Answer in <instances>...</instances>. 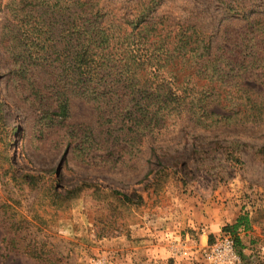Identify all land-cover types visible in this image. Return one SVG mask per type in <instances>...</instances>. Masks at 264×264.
Returning <instances> with one entry per match:
<instances>
[{
	"label": "rangeland",
	"instance_id": "374dc122",
	"mask_svg": "<svg viewBox=\"0 0 264 264\" xmlns=\"http://www.w3.org/2000/svg\"><path fill=\"white\" fill-rule=\"evenodd\" d=\"M82 12L188 45L180 63L157 49L151 68L123 64L127 85L117 74L84 90L51 49L76 50L66 18ZM234 28L264 52V0H0V264H211L204 252L224 235L219 207L247 222L229 264H264V62L226 73ZM23 51L33 56L26 78L16 66ZM208 55L222 56L220 74L204 67ZM157 81L187 87L195 111L158 97L145 106L134 90ZM56 90L67 91L66 117ZM210 113L224 123L210 124ZM169 225L177 239L155 252L154 229ZM198 227L210 232L201 250Z\"/></svg>",
	"mask_w": 264,
	"mask_h": 264
},
{
	"label": "trees",
	"instance_id": "16d2710c",
	"mask_svg": "<svg viewBox=\"0 0 264 264\" xmlns=\"http://www.w3.org/2000/svg\"><path fill=\"white\" fill-rule=\"evenodd\" d=\"M76 21L78 24H76ZM66 23L68 27L67 34L73 36L71 33V28L73 27L77 29V33L75 35L76 50L72 52L73 44L69 43L68 48H64L61 51H57L54 47H51V49H53L52 53L55 54L58 59L62 57L66 59V63L64 66H62L64 67L63 72L73 78L72 79L70 76H68L70 81L77 80L80 82L84 90L87 88V84L91 86L95 80H97V83H101V81L107 79V77H112L117 74H120V77H122V82L127 85L128 81H131L132 73H128V75L124 77L123 72L126 68L123 66V64L128 61L132 62V64L134 62L146 63L151 68L156 61L155 53L157 52V49L163 50L165 52L166 60H177L180 63L183 58L180 53L183 52V48L186 49L188 45L187 42H183L182 38L178 39L179 35L175 33L160 34L154 32L149 36L150 38H147L148 36L145 35L143 36L141 33L135 34L136 36H133V31L128 32L121 26H116L115 29L113 22H106L105 24H102L84 12H82V14L77 18H72L70 15H68L66 18ZM91 26H94L93 30L86 29ZM47 28L50 29V25H47ZM241 28L250 30V23H247L246 26H242ZM242 29L236 30L234 28L231 31H226L224 42L227 44V47L225 48L224 46V50L227 51V56L225 59H227V68L229 70L227 69L226 73L229 76H231L236 68L247 69L248 66L250 67V65L261 66L260 64L264 62V52L259 50V48L255 45V42L252 41L253 39L247 37L246 39L241 38ZM251 33L254 32L251 31ZM197 40L199 39H195V41ZM244 41H247L246 49L243 46ZM210 46L211 44L209 43L208 45L203 44L201 48L197 47V51L201 49L198 54V59H202L210 53ZM49 49L50 48L46 49L41 54V62L45 64H47L46 59L49 60L50 56L52 55L49 53ZM195 51L196 50H190L184 53V57L187 56L189 52L195 53ZM18 57L20 58L19 63H16V66H18V73L20 75H25L26 71L30 68V64L27 63V60H33V56L29 55L26 51H23ZM221 59L222 56L220 55H208L206 57L207 61L204 63V67L210 66L213 74H220L218 71L221 69V66L217 65V63ZM186 60L188 61V59ZM116 62L121 64L119 69H115ZM231 64L234 65L231 66ZM34 66H40L41 68L47 67L44 64H34ZM109 66L110 71L107 72L105 68H108ZM48 67L52 69L51 66ZM103 67H105L104 70H102ZM250 71L251 74L253 71L251 69ZM262 75H264V70ZM26 77L27 75L24 76V78ZM234 77L236 76H231V78ZM157 87L161 88V94L158 93ZM138 89L139 88H136L134 92L141 93L142 99L147 100L145 106L153 105L156 97H158L161 105L164 106V108L171 107L168 105H172L174 107H182V109H187L190 112L193 110L195 111L196 109L194 107V98L190 93L191 91L185 86L176 83L163 85L157 81L152 86L145 85L140 91ZM55 94L57 96L56 108L58 114L60 117H66L68 114L67 91L56 90ZM252 102L253 101L249 102V104ZM171 108L174 109L173 107ZM204 114L205 111L203 109L201 114L197 113V121L206 120ZM237 114H233V116H237ZM214 116V114L210 113V124L219 125L224 123L219 122L220 120L217 119L214 120ZM219 116L220 115H216V118ZM246 228L247 222L245 218L238 217L233 225L225 226L222 229V232L224 235L233 237V234L238 230Z\"/></svg>",
	"mask_w": 264,
	"mask_h": 264
},
{
	"label": "built area",
	"instance_id": "2783aa9c",
	"mask_svg": "<svg viewBox=\"0 0 264 264\" xmlns=\"http://www.w3.org/2000/svg\"><path fill=\"white\" fill-rule=\"evenodd\" d=\"M234 240L229 235H223L216 239L212 245L207 247L204 257L211 264H229L237 258ZM182 257H189L188 251L181 253ZM92 264H107L104 259L95 258L90 261Z\"/></svg>",
	"mask_w": 264,
	"mask_h": 264
},
{
	"label": "crops",
	"instance_id": "0c3cea01",
	"mask_svg": "<svg viewBox=\"0 0 264 264\" xmlns=\"http://www.w3.org/2000/svg\"><path fill=\"white\" fill-rule=\"evenodd\" d=\"M219 215L220 217H222V226H227V225H233L235 223V219L229 218V212H223L221 210V207H219ZM198 230L196 235L198 237V250L202 249V245H207V234L210 232H208V228L205 227H198ZM161 230V231H160ZM167 230V231H166ZM240 230H238L239 232ZM213 233H216L215 230H212ZM176 232H175V228H173L171 225L166 226L165 228L159 227V228H155L154 229V235H157L156 237L159 239V244L155 247V252H163V250L167 247V244L172 243V239H177L176 236ZM195 244V243H194ZM158 249V250H157Z\"/></svg>",
	"mask_w": 264,
	"mask_h": 264
}]
</instances>
